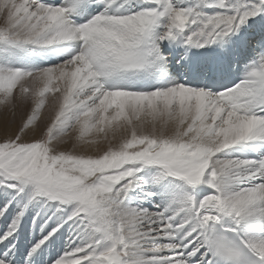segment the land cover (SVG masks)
I'll list each match as a JSON object with an SVG mask.
<instances>
[{
  "label": "snow or ice",
  "instance_id": "1",
  "mask_svg": "<svg viewBox=\"0 0 264 264\" xmlns=\"http://www.w3.org/2000/svg\"><path fill=\"white\" fill-rule=\"evenodd\" d=\"M0 111V264H264V0H0Z\"/></svg>",
  "mask_w": 264,
  "mask_h": 264
},
{
  "label": "rangeland",
  "instance_id": "2",
  "mask_svg": "<svg viewBox=\"0 0 264 264\" xmlns=\"http://www.w3.org/2000/svg\"><path fill=\"white\" fill-rule=\"evenodd\" d=\"M6 118H9V114L5 111H0V125L3 124V121L6 119ZM17 121L19 120V113L17 114V117H16ZM2 138V137H0ZM70 145L67 146V148L70 149Z\"/></svg>",
  "mask_w": 264,
  "mask_h": 264
}]
</instances>
